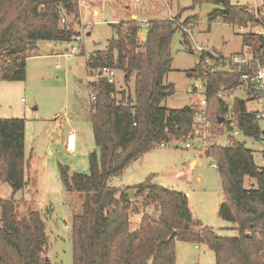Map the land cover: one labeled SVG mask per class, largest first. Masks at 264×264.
<instances>
[{
	"label": "trees",
	"instance_id": "obj_1",
	"mask_svg": "<svg viewBox=\"0 0 264 264\" xmlns=\"http://www.w3.org/2000/svg\"><path fill=\"white\" fill-rule=\"evenodd\" d=\"M80 2L0 0V81L26 80L27 59L39 42L70 43L77 31L65 20L73 17L79 22ZM216 3L222 10L211 14L210 22L219 18L235 28L259 25L249 7L232 5L231 0ZM177 23L178 18L150 20L145 42L139 38L141 22L130 18L113 25L114 38L107 49L94 52L86 62L92 78L104 68L121 71L126 85L134 81V91L119 93L115 84L105 79L89 84L90 118L100 153L90 156L89 174L70 173L68 167H61L65 191L77 194L82 203L80 212L72 217L74 264H176L179 241L207 244L215 253V264H264V168L257 165L254 152L243 143L230 138L228 146L211 144L205 152L221 178L224 200L219 217L236 226L232 236L203 228L185 193L154 185L152 178L132 188L111 184L148 152L183 144L193 132L199 106H163L175 94L174 85L167 84L165 78L172 70ZM182 37L190 46L189 36L183 33ZM245 50L261 57L264 36L244 34ZM203 60L200 55L194 72L209 85L208 116L213 133H223L226 125L229 131L237 128L245 136L260 140L262 129L247 101L235 99L230 113L227 102L216 97L221 88L241 89L242 74L210 75ZM229 113L233 120L226 123ZM25 131L23 119H0V181L7 182L14 193L27 186ZM247 178L253 182L249 189L245 187ZM140 200L150 209L148 213L140 210ZM29 206L24 200L0 201V264H51L46 257L44 220ZM21 207L26 208L23 214ZM134 217L140 219L136 229L132 228Z\"/></svg>",
	"mask_w": 264,
	"mask_h": 264
},
{
	"label": "rangeland",
	"instance_id": "obj_2",
	"mask_svg": "<svg viewBox=\"0 0 264 264\" xmlns=\"http://www.w3.org/2000/svg\"><path fill=\"white\" fill-rule=\"evenodd\" d=\"M195 1L81 0V3L91 6L80 5L81 22H75L73 17L65 20L75 31H82L81 52L69 59L63 55L69 43L39 42L36 51L32 50L27 59L26 80L0 81V119L26 121L27 182L23 191L14 193L7 182L0 181V201L24 200L29 207L39 211L48 238L46 257L51 264H74L72 217L80 212L82 203L77 194L65 191L61 167H68L70 173L89 174L90 156L100 153L90 118L92 96L89 84L97 80V76L92 78L89 75L86 62L94 52L107 49L114 38L113 25L135 16L134 19L140 21L143 27L139 32L141 42L147 39L146 27L150 20L178 18L181 26L191 29L190 46L184 44L180 28L172 41L173 65L165 82L174 85L175 94L163 102V106L170 109L199 106L204 97L203 92L197 91L202 79L194 72L199 62V48L230 57L242 53L244 34L264 29L249 25L240 30L219 18L210 22L211 14L222 10V7L216 0ZM231 4L249 7L256 17L263 20L264 26V0H231ZM115 86L119 93L126 95L134 91V81L126 85L121 71H116ZM222 98L227 102L230 113L235 99L247 101L251 112L258 109L257 102L249 100L248 94L241 89L232 94L225 93ZM230 113L226 123L233 120ZM260 126L264 130V122ZM225 127L223 133H215L212 143L226 147L233 138L252 150L257 165L264 168V135L256 140L245 136L237 128L229 131ZM71 132L76 134L73 153L67 151V140L66 144L64 142L65 135ZM208 147L187 149L183 143L155 148L133 163L121 177L113 178L111 184L132 188L152 178L154 185L185 193L194 217L203 228H210L217 235H235L236 226L219 217L224 193L215 162L205 155ZM252 183L247 178L245 187L249 189ZM139 208L144 213L150 210L142 206L141 200ZM25 209L21 207V214L25 213ZM151 215L156 217L155 212L151 211ZM139 221V217H134L132 228H138ZM215 261V253L205 243H176V264H215Z\"/></svg>",
	"mask_w": 264,
	"mask_h": 264
},
{
	"label": "built area",
	"instance_id": "obj_3",
	"mask_svg": "<svg viewBox=\"0 0 264 264\" xmlns=\"http://www.w3.org/2000/svg\"><path fill=\"white\" fill-rule=\"evenodd\" d=\"M80 5L86 4L80 2ZM86 6L87 8H91L89 5ZM95 14L98 13L95 12ZM167 19L173 18L169 17ZM256 19L261 22L258 26L264 28L263 20L258 18V16ZM177 25L180 29H182L183 33H186L189 36V38L192 36L190 28L183 27L180 23H177ZM240 30H244V28H240ZM79 32L82 33V31L77 32L76 36L68 44V49H66L63 54L69 59L81 52L83 33L81 35ZM254 34L264 36V29L263 31L258 30L254 32ZM77 43L79 45H75ZM199 52L200 55H203L204 57V66L207 73L210 75L220 73L234 74L237 72L242 74L243 87L241 90H243L246 94L251 92L250 95L252 96V101H256L258 104V109L254 111L256 114V120L259 123L264 122V53L261 57H256L250 50H245L242 53L232 55L230 57H223L220 54L205 51L204 48H199ZM97 79H105L109 84H115L116 70L104 68L99 72ZM208 86L207 80H202L201 84L197 88V91L204 93V97L201 100L194 119L193 132L188 136L187 141L185 142V147L187 149L196 148V146L200 147V149H204L213 144V138L216 137V134L213 133V123L208 116ZM233 92V90L227 91L225 88H221L216 94V97L222 98L225 93L232 94ZM262 133L264 135V130H262ZM201 143L203 146H201ZM75 144L76 134L71 132L67 136V151L73 153L75 151ZM214 166L216 167V165Z\"/></svg>",
	"mask_w": 264,
	"mask_h": 264
},
{
	"label": "crops",
	"instance_id": "obj_4",
	"mask_svg": "<svg viewBox=\"0 0 264 264\" xmlns=\"http://www.w3.org/2000/svg\"><path fill=\"white\" fill-rule=\"evenodd\" d=\"M97 11H98V10H97ZM97 13H98V12H97ZM134 18H135V16H133V17H132V19H134ZM80 20H81V18H80ZM80 20H79V22H78V23H80V22H81ZM73 133H74V132H73ZM66 136H67V135H65V140H64L65 144H66V140H67V139H66V138H67Z\"/></svg>",
	"mask_w": 264,
	"mask_h": 264
},
{
	"label": "water",
	"instance_id": "obj_5",
	"mask_svg": "<svg viewBox=\"0 0 264 264\" xmlns=\"http://www.w3.org/2000/svg\"><path fill=\"white\" fill-rule=\"evenodd\" d=\"M32 49H33V48H32ZM222 121H223V120L221 119V120H220V123H222ZM47 260H49V259L47 258Z\"/></svg>",
	"mask_w": 264,
	"mask_h": 264
}]
</instances>
